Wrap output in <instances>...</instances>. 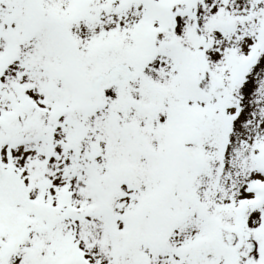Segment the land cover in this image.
<instances>
[{"label": "snow or ice", "instance_id": "snow-or-ice-1", "mask_svg": "<svg viewBox=\"0 0 264 264\" xmlns=\"http://www.w3.org/2000/svg\"><path fill=\"white\" fill-rule=\"evenodd\" d=\"M0 264H264V0H0Z\"/></svg>", "mask_w": 264, "mask_h": 264}]
</instances>
